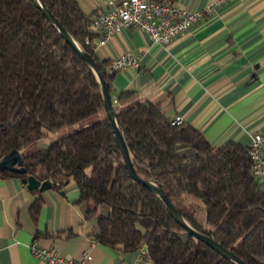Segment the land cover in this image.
<instances>
[{
    "label": "trees",
    "instance_id": "obj_1",
    "mask_svg": "<svg viewBox=\"0 0 264 264\" xmlns=\"http://www.w3.org/2000/svg\"><path fill=\"white\" fill-rule=\"evenodd\" d=\"M43 1L92 54L112 92L116 70L87 43L91 15L78 0ZM97 110L92 123L25 150ZM116 111L137 174L154 178L197 230L248 264H264V186L251 172L247 147L213 144L195 126L171 123L148 99ZM11 150L20 151L25 171L0 175H34L57 189L73 181L100 244L131 251L144 243L152 264H234L189 235L162 200L130 177L95 77L32 0H0V158ZM39 204L33 201L32 212Z\"/></svg>",
    "mask_w": 264,
    "mask_h": 264
},
{
    "label": "crops",
    "instance_id": "obj_2",
    "mask_svg": "<svg viewBox=\"0 0 264 264\" xmlns=\"http://www.w3.org/2000/svg\"><path fill=\"white\" fill-rule=\"evenodd\" d=\"M105 1L78 0L91 17L106 9ZM171 1L186 10L213 6L166 44L152 41L141 29L122 27L97 48L96 54L107 61L125 52L141 58L138 68L116 70L111 92L115 109L148 99L166 117L180 116L198 128L213 144L233 140L247 147L253 133L264 132V0ZM120 91L130 94L119 100ZM58 134L25 150L47 147ZM35 199L40 204L32 212ZM95 227V218L85 217V203L73 181L40 191L29 189L20 176L0 175V264H46L32 255V241L74 259L89 252L91 264L136 259V249L97 242Z\"/></svg>",
    "mask_w": 264,
    "mask_h": 264
},
{
    "label": "built area",
    "instance_id": "obj_3",
    "mask_svg": "<svg viewBox=\"0 0 264 264\" xmlns=\"http://www.w3.org/2000/svg\"><path fill=\"white\" fill-rule=\"evenodd\" d=\"M105 10L91 18L88 32L91 38L87 43L93 51L105 44L110 35L122 27H133L147 32L152 41L166 44L178 33L186 30L199 16L212 9L213 3L204 10H186L171 0H106ZM140 56L132 52L118 54L108 60V66L113 70L138 68ZM171 123H180V116L170 119ZM264 132H255L247 145L251 159V172L264 186V156L262 146ZM33 256L46 264H91L92 255L84 251L80 258L74 259L59 254L56 249L41 246L36 241L29 245ZM137 257L128 264H140L141 261L151 262L147 246L142 243L136 247Z\"/></svg>",
    "mask_w": 264,
    "mask_h": 264
},
{
    "label": "water",
    "instance_id": "obj_4",
    "mask_svg": "<svg viewBox=\"0 0 264 264\" xmlns=\"http://www.w3.org/2000/svg\"><path fill=\"white\" fill-rule=\"evenodd\" d=\"M32 1L42 11L44 16L49 20V22L54 26V28L59 32V34L69 43V45L75 51L77 56L88 67V69L92 72L93 76L95 77L96 83L100 89L103 101V109L110 121L114 139L122 153L123 160L130 177L133 178L141 186L148 188L154 195H156L160 200H162L168 212L181 226L186 229L189 235L200 239L201 241L212 247L214 250H216L221 256L225 257L234 264H248L245 260L236 255L232 250L224 247L216 239L197 230L168 199L167 195L154 178H144L137 174L132 161L130 148L117 119V111L112 100L113 97L111 95V92L107 88L106 82L102 74L100 73L94 62L92 54L88 52L85 47L81 43H79L73 37L72 34H70V32H68V30L52 14V12L45 5L43 0ZM21 158L22 155L20 154L19 150H11L0 158V170L7 169L10 171L23 173L25 169L22 166ZM22 180L27 184V187L29 189H38L40 191H44L51 187V182L48 179L39 180L34 175H28L26 177H23Z\"/></svg>",
    "mask_w": 264,
    "mask_h": 264
},
{
    "label": "rangeland",
    "instance_id": "obj_5",
    "mask_svg": "<svg viewBox=\"0 0 264 264\" xmlns=\"http://www.w3.org/2000/svg\"><path fill=\"white\" fill-rule=\"evenodd\" d=\"M116 108H117V106H116ZM100 116H101L100 112L97 110V111L89 114L86 118H84L80 122H78V125L75 124V126H69V127L68 126H64V127L60 128V129H58V131H60L61 134H66L68 132V130H72V129H74L77 126H84V125L90 124L93 121H95L98 118H100Z\"/></svg>",
    "mask_w": 264,
    "mask_h": 264
}]
</instances>
